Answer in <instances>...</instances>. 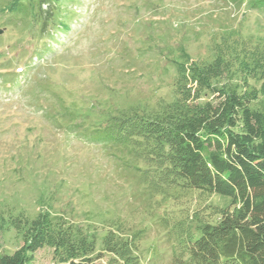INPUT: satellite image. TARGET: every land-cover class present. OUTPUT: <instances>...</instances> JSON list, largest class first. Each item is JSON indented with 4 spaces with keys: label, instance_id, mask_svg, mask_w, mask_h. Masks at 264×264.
I'll list each match as a JSON object with an SVG mask.
<instances>
[{
    "label": "rangeland",
    "instance_id": "rangeland-1",
    "mask_svg": "<svg viewBox=\"0 0 264 264\" xmlns=\"http://www.w3.org/2000/svg\"><path fill=\"white\" fill-rule=\"evenodd\" d=\"M257 1L52 0L42 31L0 0V213L48 212L95 235L96 252L105 223L125 222L146 229L139 264H169L175 242L160 219L177 222L178 209L191 215L229 201L198 192L149 196L127 168V150L105 140L106 123L171 102L182 53L206 59L221 37L264 48ZM250 108L264 110V95ZM21 245L13 229L0 232V256ZM30 264L57 263L42 248Z\"/></svg>",
    "mask_w": 264,
    "mask_h": 264
},
{
    "label": "trees",
    "instance_id": "trees-1",
    "mask_svg": "<svg viewBox=\"0 0 264 264\" xmlns=\"http://www.w3.org/2000/svg\"><path fill=\"white\" fill-rule=\"evenodd\" d=\"M51 1L7 0L4 11L17 20L30 15L43 31L55 8ZM263 49L221 37L206 59L182 53L183 62H173L171 102L106 123L105 140L127 150V168L149 196L168 200L175 192H198L229 201L191 215L178 209L177 222L160 219L175 242L169 264H264V110L250 108L264 95ZM105 224L96 252L95 235L54 221L48 212L33 218L0 213V232L11 228L22 241L0 256V264H30L42 248L52 250L57 264H97L104 255L101 264H139L146 229L118 220Z\"/></svg>",
    "mask_w": 264,
    "mask_h": 264
}]
</instances>
